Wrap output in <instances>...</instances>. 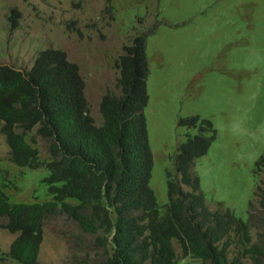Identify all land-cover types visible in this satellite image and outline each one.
<instances>
[{
	"label": "rangeland",
	"instance_id": "1",
	"mask_svg": "<svg viewBox=\"0 0 264 264\" xmlns=\"http://www.w3.org/2000/svg\"><path fill=\"white\" fill-rule=\"evenodd\" d=\"M14 11L17 20L9 25ZM139 34H145L148 63L144 115L153 154L150 187L159 206L167 203L166 172L176 175L177 145L200 131L214 137L192 166L207 206L222 210L217 204L222 202L243 220H249L250 210L258 240L264 231L259 197L264 168L257 170L264 156V0H0V65L26 72L40 51H65L80 67L93 114L109 90L119 89L116 59ZM191 115L202 119L198 128L177 124ZM9 151L0 133V188L14 203L48 201L42 179L49 171L15 167ZM46 154L43 142L41 157ZM7 223L0 216L4 253L17 236L1 227ZM94 238L66 216H51L39 260L99 264L102 248ZM174 245L180 256V245ZM235 252L230 259L240 256Z\"/></svg>",
	"mask_w": 264,
	"mask_h": 264
},
{
	"label": "trees",
	"instance_id": "2",
	"mask_svg": "<svg viewBox=\"0 0 264 264\" xmlns=\"http://www.w3.org/2000/svg\"><path fill=\"white\" fill-rule=\"evenodd\" d=\"M116 65L119 89L102 97L95 114L80 67L65 51H40L26 72L0 65V133L8 160L29 170L46 168L42 182L50 198L14 203L0 188V216L8 218L1 227L18 234L9 253L0 249V262L42 264L45 222L64 215L95 237L99 264H264V231L253 240V213L243 220L222 202L217 204L224 209L211 210L192 171L214 137L197 131L177 145L176 175L166 172L167 203L159 206L150 187L153 154L144 115L145 36L125 44ZM201 120L191 115L177 124L192 129ZM43 142L47 154L41 157ZM257 165L260 172L264 156ZM259 197L264 207V192ZM231 247L239 257L230 259Z\"/></svg>",
	"mask_w": 264,
	"mask_h": 264
},
{
	"label": "clouds",
	"instance_id": "3",
	"mask_svg": "<svg viewBox=\"0 0 264 264\" xmlns=\"http://www.w3.org/2000/svg\"><path fill=\"white\" fill-rule=\"evenodd\" d=\"M12 18H14L15 20H17V13L14 11L13 13H12V15L9 17V20H8V23H9V25H13L14 24V22L11 20ZM139 35H143V36H145V34H139ZM138 35V36H139ZM46 223V222H45ZM6 230V229H5ZM15 235H17L16 237H18V234H15ZM2 251V250H1ZM3 252V251H2ZM4 253V252H3ZM7 253H9V252H7ZM7 253H5V254H7ZM3 262V261H2Z\"/></svg>",
	"mask_w": 264,
	"mask_h": 264
}]
</instances>
